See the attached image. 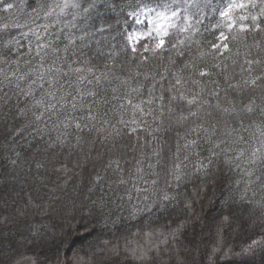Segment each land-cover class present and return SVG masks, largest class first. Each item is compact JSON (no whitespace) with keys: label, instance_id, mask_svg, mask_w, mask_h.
Instances as JSON below:
<instances>
[{"label":"trees","instance_id":"16d2710c","mask_svg":"<svg viewBox=\"0 0 264 264\" xmlns=\"http://www.w3.org/2000/svg\"><path fill=\"white\" fill-rule=\"evenodd\" d=\"M3 2L19 5L11 15H0V23H9V33L19 36L28 30L12 28L16 18L33 27L45 22L42 16H36L42 0ZM142 2L105 0L110 7L93 10L94 19L103 17L101 22L113 29L102 38V51L113 50L107 45L119 46L125 28L138 27L126 14ZM214 23L209 12L204 24ZM215 34L208 28L200 37L204 42L201 48L193 46L181 57L175 55V50L160 60L150 56L151 67L139 69L127 66L130 57L120 55L109 62L95 55V48L82 52L73 47L62 55L72 60L87 59L88 65L76 66L90 65L95 71H109L120 78L137 71L155 75L157 69L167 68L183 75L186 81L201 80L206 91L214 88L213 81L221 91L229 84L236 85L235 90L228 89L226 96L219 98V104L221 108L234 105L235 111H241L254 101L253 111L246 118H230L203 108L197 118L178 123L177 115H187L190 106L178 107L172 101V114L160 124L158 108L149 105L148 97L142 94L133 100L137 104L143 101L145 112L153 113L137 117L138 124L147 122L146 130L130 133L121 126L119 135L84 133L77 144L70 128L63 146L49 148L47 137L41 140L29 127L32 117L20 114L19 109L25 107L23 99L17 102L13 98L8 104L0 101V264H264V250L246 252L249 241L264 240V158L249 164L245 155L237 167L235 161L226 164L221 154L212 160L210 177L201 174L197 178L193 172L190 179L177 184L169 175L178 147L181 156L199 153L190 155V172L199 160L207 163L211 142L206 133L212 134L214 140L226 139L232 146L229 156L242 149L248 153L258 146L256 141L264 142V84L258 88L244 84L264 74V32L258 38L255 32L237 34L236 39L226 41L229 50L222 56L211 54L207 43L215 42ZM56 43L63 50V40ZM27 49L28 42L22 39L20 47H14L7 56L13 70L17 64L19 72L27 70L34 56ZM89 51L93 53L91 57L87 55ZM201 52L210 54L201 58ZM168 55L175 64L168 61ZM3 59L0 52V61ZM246 60L260 63L249 66ZM185 64L189 65L187 69ZM216 64L221 67H212ZM205 66L211 75L200 78L198 72ZM141 83L145 81L141 79ZM193 89L199 92L200 86L186 83L182 91L189 95ZM104 97L108 98L106 102ZM212 102L215 104L216 98ZM115 104L110 90L105 88L96 104L88 106L93 111H107L108 119L115 120L119 117L113 109ZM130 116L129 110L124 119ZM191 140H196L198 147L184 149L183 145ZM248 170L251 176L246 174ZM97 174L101 177L99 183L95 182ZM165 193L175 199L171 203L163 201Z\"/></svg>","mask_w":264,"mask_h":264},{"label":"snow or ice","instance_id":"6c2138e0","mask_svg":"<svg viewBox=\"0 0 264 264\" xmlns=\"http://www.w3.org/2000/svg\"><path fill=\"white\" fill-rule=\"evenodd\" d=\"M106 6L110 7L105 0H42L36 16L43 17L45 21L43 24L33 27L26 23L21 24L16 18L11 24L12 28L28 29L17 36L15 33L8 32V22L0 23V52L4 54L3 61H0V101L8 104L13 98L17 102L23 99L25 107L19 109L20 114L32 117L29 127L34 129L41 140L47 137L49 148L63 146L67 142L70 128L76 136L77 144L80 143V137L84 133H95L98 136L103 134L105 137L113 133L119 135L121 126L124 129H130V133L146 130L147 122L141 121L138 124L137 117L151 116L153 113L145 112L142 107L143 101L137 104L133 100V97H139L142 94L148 97L149 105L158 108L157 119L160 124L164 123L166 116L172 114V101H176L178 107L181 104L190 106L187 115L183 113L177 115L178 123L197 118L203 108H211L230 118L234 116L246 118L252 113L251 104L254 101H249V106L241 111H235L234 105L232 108H221L219 98L222 95L226 96L228 89L235 90L236 85L229 84L228 88L221 91L219 84L213 81L214 88L206 91L207 86L202 84L201 80L186 81L183 75L171 72L167 68L162 71L157 69L155 75L137 71L129 73L125 78H120L109 71H95L90 65L78 67L77 64L88 65L89 61L80 60L79 57L72 60L62 55V52L68 53L73 47L81 49L82 52L85 49L95 48L97 49L95 55L104 56L109 62L115 61L120 55L130 57L127 66L139 69L145 65L151 67L148 64L150 56L160 60L166 53L175 50V55L181 57L185 50H191L193 46L201 48L204 42L200 40V37L208 28H211L216 33L215 42L207 41L212 50L211 54L222 56L229 50V44L226 41L236 39L237 34L248 35L255 32L258 38L260 33L264 32V0H143L126 14L135 25H143V28H125L121 33L120 45H107L113 50L102 51L101 49L105 47V41L102 38L113 29L110 24L101 22L104 20L103 17L94 19L92 12ZM14 7L19 8V5L14 6L11 2L0 0V15L3 13L11 15ZM209 12L215 23L205 26L204 21L209 18ZM22 39L27 40V50L34 53V56L28 62L27 70L19 72V65L17 64L16 70H13L7 56L14 47H20ZM58 39L64 42L63 50L56 43ZM209 54L201 52L200 56L203 58ZM87 55L91 57L93 53L89 51ZM167 59L171 64H175L171 55H168ZM246 63L251 66L259 64L260 61L246 60ZM188 67L189 65L185 64L184 69ZM212 67H221V65L216 64ZM210 75L207 66L198 72L200 78ZM141 79L145 83H141ZM224 79L227 81L228 77L225 76ZM186 83L199 85L200 91L193 89L189 98V95L182 91ZM244 84L258 88L264 84V74L245 80ZM105 88L110 90L111 99L116 101L113 109L119 112V117L115 120L108 119L107 111H93L88 106L96 104L101 90ZM213 98H216L215 104L212 102ZM107 99L104 97L105 102ZM129 110L131 116L126 120L124 114ZM208 114L211 115V113ZM153 123H156V119ZM141 124L145 127L141 128ZM158 130L157 128L149 131L148 135H153ZM193 131L196 129L194 128ZM214 131L215 129L213 133ZM227 135L225 133V136ZM206 138L211 142L210 156L207 158V163L199 160L197 164L192 165V172L189 171L190 155L199 156V153L193 151L191 154L181 156L178 147L169 171V175L175 178L177 184L182 183L185 178L190 179L193 172L197 178L201 174L210 177L211 172L208 169L217 155L223 154L226 164L235 161L237 167H239L238 162L245 155L249 157V164L264 158V142L256 141L258 146L248 153L242 149L234 156H229L232 146L226 139L214 140L213 135L207 133ZM195 147H198L196 140L183 145L184 149ZM156 156L157 163H160L162 157L159 150ZM111 167L109 163L108 168ZM246 174L251 176L252 172L248 170ZM100 179V175L97 174L95 182L99 183ZM152 183L155 184L156 181ZM174 199L175 196L170 198L166 193L162 197L163 201L169 203ZM224 220L227 221L228 217H224ZM256 248L264 250V240L249 241L246 252L251 253ZM68 264H78V261H69Z\"/></svg>","mask_w":264,"mask_h":264},{"label":"rangeland","instance_id":"374dc122","mask_svg":"<svg viewBox=\"0 0 264 264\" xmlns=\"http://www.w3.org/2000/svg\"><path fill=\"white\" fill-rule=\"evenodd\" d=\"M139 28L142 29L143 28V25L139 26Z\"/></svg>","mask_w":264,"mask_h":264}]
</instances>
